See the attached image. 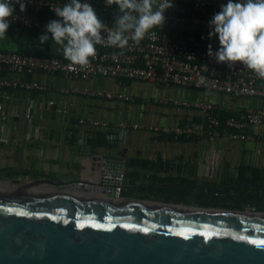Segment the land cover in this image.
<instances>
[{
  "label": "crops",
  "instance_id": "obj_1",
  "mask_svg": "<svg viewBox=\"0 0 264 264\" xmlns=\"http://www.w3.org/2000/svg\"><path fill=\"white\" fill-rule=\"evenodd\" d=\"M39 37V34L6 32V38L0 39V48L48 52L64 58L59 45L51 39L41 44ZM212 42L219 45L216 37ZM24 79L48 82L50 90L15 92L0 89L3 106L0 148H4L3 156L0 155L2 181L17 182L16 179L27 178L28 181L51 179L54 182L95 183L100 179L102 157L109 155L122 158L124 187L132 194L138 191L137 188L139 191L172 186L206 188L208 182H221L236 176L242 165L264 170V127L252 129L254 139L248 142L228 138L215 142L186 138L171 140L168 137L181 124L202 118L199 109L202 103L212 104L218 111L237 113L264 109L262 99L230 97L147 82L121 84L112 78L72 81L60 76H31ZM91 90L122 93L134 98L135 102L105 97L87 99L84 92ZM82 118L111 123L132 122L144 129L126 133L120 143L110 144L112 147L92 149L78 142L77 122ZM135 161L147 164L135 166ZM170 176L174 177V183L161 181Z\"/></svg>",
  "mask_w": 264,
  "mask_h": 264
},
{
  "label": "water",
  "instance_id": "obj_2",
  "mask_svg": "<svg viewBox=\"0 0 264 264\" xmlns=\"http://www.w3.org/2000/svg\"><path fill=\"white\" fill-rule=\"evenodd\" d=\"M102 161L122 171V158ZM46 184L55 192H0V264H264L263 212L123 202L84 181L23 187Z\"/></svg>",
  "mask_w": 264,
  "mask_h": 264
},
{
  "label": "built area",
  "instance_id": "obj_3",
  "mask_svg": "<svg viewBox=\"0 0 264 264\" xmlns=\"http://www.w3.org/2000/svg\"><path fill=\"white\" fill-rule=\"evenodd\" d=\"M21 2L25 3L23 12L20 10ZM69 2L70 0H12L15 11L13 17L8 18L9 28L26 30L41 36L45 26L58 18L54 9ZM84 2L94 8L100 21L106 25L102 32L105 43L95 46L97 52L94 57L89 58V64L81 68L72 66L68 60L57 56L0 50V89L15 92L50 90L48 82H28L24 79L31 76H60L72 81L112 78L121 84L127 81L147 82L156 86L264 100V79L257 77L239 62L230 69L226 64L216 63L207 55L209 44L213 51L219 49V45L212 42L213 38H208L209 21L227 0H169L172 7L164 12L163 26L151 29L139 44L130 40L123 49L110 46L106 42L108 31L115 27L118 7L107 6L106 0H81V3ZM197 33L206 34V40L199 38ZM84 95L87 99L105 97L109 100L135 102L131 96L110 91L91 90L84 92ZM2 107L0 104V111ZM199 109L202 120L186 122L175 128L172 133L176 140L184 137L215 142L228 138L235 142H248L254 139L252 129L264 127V109L238 111L225 123L213 115L216 108L212 104L202 103ZM77 127L78 142L82 145L87 144L89 139L96 138L100 132L107 133L109 143L114 144L120 143L126 133L144 129L132 122L111 123L84 118L78 120ZM102 169L103 166L98 176L100 179L95 183L101 184L102 179H106L101 188H114L115 197L120 198L125 179L124 165L121 172L109 169L102 173ZM110 180L118 183L112 185Z\"/></svg>",
  "mask_w": 264,
  "mask_h": 264
},
{
  "label": "clouds",
  "instance_id": "obj_4",
  "mask_svg": "<svg viewBox=\"0 0 264 264\" xmlns=\"http://www.w3.org/2000/svg\"><path fill=\"white\" fill-rule=\"evenodd\" d=\"M20 2V0H17ZM107 6L116 5L115 27L108 31L107 44L125 48L129 41L139 44L149 31L162 27L164 12L172 7L169 0H106ZM25 10V3H20ZM15 9L12 0H0V39L6 38L9 17ZM59 19L51 20L39 37L41 44L49 39L62 48L64 58L72 66H87L96 55V45L104 44L102 32L106 25L94 8L81 0H70L54 9ZM208 38H218L219 49L208 45L207 55L216 63L230 69L237 63L264 79V0H227L209 21Z\"/></svg>",
  "mask_w": 264,
  "mask_h": 264
},
{
  "label": "trees",
  "instance_id": "obj_5",
  "mask_svg": "<svg viewBox=\"0 0 264 264\" xmlns=\"http://www.w3.org/2000/svg\"><path fill=\"white\" fill-rule=\"evenodd\" d=\"M59 19V18H56ZM7 32L11 34H18L21 32L29 33L35 35L30 31L21 30L17 31L14 28H9ZM198 37L202 40H206V34L197 33ZM5 52H18L22 54L30 53L35 55H46L52 57L54 55L48 52L40 51H16L11 49H1ZM236 113H229L218 111L217 109L213 112V115L220 119L223 123L235 115ZM200 118L197 121H201ZM196 121V122H197ZM223 129H226L223 127ZM161 137H165L162 135ZM171 140H174V135H168ZM185 139L181 137L177 140ZM70 142H73L70 140ZM87 147L92 149H103L106 147H112L107 139V133L100 132L98 136L94 139H89L87 141ZM135 166H144L146 162L135 161L133 163ZM126 178L124 179V181ZM162 182L174 183V177H167ZM140 192L146 195V198L159 200L167 198L172 199L174 196H180L181 200L186 201V197L190 194H194L197 200H200L197 204L201 207L208 208H223L228 210H245L246 208L254 209L258 212H264V170L253 169L249 166H240L237 170L236 176L228 177L223 179L221 182H208L206 188H187V187H160L154 189L142 188ZM125 196H131V191H126ZM174 200V199H173ZM210 200V201H207Z\"/></svg>",
  "mask_w": 264,
  "mask_h": 264
},
{
  "label": "rangeland",
  "instance_id": "obj_6",
  "mask_svg": "<svg viewBox=\"0 0 264 264\" xmlns=\"http://www.w3.org/2000/svg\"><path fill=\"white\" fill-rule=\"evenodd\" d=\"M4 154V148H0V155L3 156ZM0 156V158H1ZM18 181V183H15L14 181L11 182H7V181H2L0 180V192H10V191H17V192H32V193H37V194H52L55 192L54 186L46 184L47 186H51V187H37L38 189H30V188H24L23 187V183L27 182L28 179L27 178H23V179H16ZM33 181V180H31ZM30 182V181H28ZM52 189V190H50ZM54 190V191H53ZM126 192V188L123 187L122 189V193L120 194V199H132V200H141L142 198H138L135 195H131V196H125L124 193ZM174 199V200H173ZM149 200H153V199H149ZM153 201H158L161 203H165V204H174L177 206H190V207H200V208H208V207H201L198 206L197 204L199 203L200 200H197V198L194 196V194H190L189 197H186V201L185 200H181L180 196H174V198L172 199H159V200H153ZM210 201V200H207ZM217 209H221V210H228V209H223V208H217ZM245 210H252L250 208H246ZM264 213V212H263Z\"/></svg>",
  "mask_w": 264,
  "mask_h": 264
},
{
  "label": "bare ground",
  "instance_id": "obj_7",
  "mask_svg": "<svg viewBox=\"0 0 264 264\" xmlns=\"http://www.w3.org/2000/svg\"><path fill=\"white\" fill-rule=\"evenodd\" d=\"M85 194H88L87 192H85ZM93 196V195H92ZM96 197H99V198H107V196H105V194H99V195H96ZM118 201H123V202H132L130 200H127V199H120L119 197H115ZM248 213V212H246Z\"/></svg>",
  "mask_w": 264,
  "mask_h": 264
},
{
  "label": "flooded vegetation",
  "instance_id": "obj_8",
  "mask_svg": "<svg viewBox=\"0 0 264 264\" xmlns=\"http://www.w3.org/2000/svg\"><path fill=\"white\" fill-rule=\"evenodd\" d=\"M49 180H51V179H49ZM137 192H135V194H133V195H135V196H137L138 198H142L143 197V199H148V198H146V195L145 194H143V193H141L140 191H139V189L137 188ZM149 200V199H148Z\"/></svg>",
  "mask_w": 264,
  "mask_h": 264
},
{
  "label": "snow or ice",
  "instance_id": "obj_9",
  "mask_svg": "<svg viewBox=\"0 0 264 264\" xmlns=\"http://www.w3.org/2000/svg\"><path fill=\"white\" fill-rule=\"evenodd\" d=\"M261 243H264V241H261Z\"/></svg>",
  "mask_w": 264,
  "mask_h": 264
}]
</instances>
